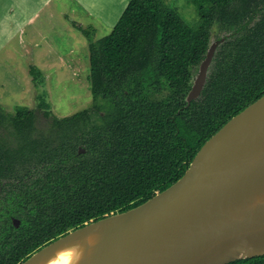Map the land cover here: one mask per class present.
<instances>
[{
	"label": "trees",
	"instance_id": "obj_1",
	"mask_svg": "<svg viewBox=\"0 0 264 264\" xmlns=\"http://www.w3.org/2000/svg\"><path fill=\"white\" fill-rule=\"evenodd\" d=\"M187 23L164 0H129L112 32L88 41L92 106L53 118L35 138V112L0 108L21 139H0V264H23L69 231L131 210L177 182L202 146L264 95V0H189ZM218 25L201 96L187 101ZM35 87L41 72L30 68ZM196 75V76H195ZM40 81V83H39ZM39 108L51 117L45 95ZM230 264H264V256Z\"/></svg>",
	"mask_w": 264,
	"mask_h": 264
},
{
	"label": "water",
	"instance_id": "obj_2",
	"mask_svg": "<svg viewBox=\"0 0 264 264\" xmlns=\"http://www.w3.org/2000/svg\"><path fill=\"white\" fill-rule=\"evenodd\" d=\"M224 40V39H223ZM220 43L211 44L187 97L198 99ZM264 95L200 149L186 173L143 204L69 231L23 264L99 236L89 264H230L264 256ZM252 205L254 207H252ZM242 209L240 217L232 210Z\"/></svg>",
	"mask_w": 264,
	"mask_h": 264
},
{
	"label": "rangeland",
	"instance_id": "obj_3",
	"mask_svg": "<svg viewBox=\"0 0 264 264\" xmlns=\"http://www.w3.org/2000/svg\"><path fill=\"white\" fill-rule=\"evenodd\" d=\"M128 1L117 0L116 9H113L112 6V13L98 20L84 19L81 12L75 11L78 8L72 0L52 1L53 3L51 2L52 4L49 8L65 12L78 25L83 24L84 28L91 27L94 39L99 40L112 32ZM164 1L168 6L177 10L187 23L190 25L197 23L198 15L195 6L190 4L189 0ZM45 13L40 15L33 26L27 28L28 31L25 34L32 31L36 24L39 25L42 22ZM54 19L48 20L49 22L46 26L49 28L48 37L50 35L54 37L59 32L64 33V43H28V41L24 43L27 35L23 37L22 42L16 39L11 43H0V108L8 116L14 115L18 107H26L33 110L35 112L33 135L36 139L41 136L44 138L46 136L49 137L53 118L63 119L72 116L84 109H89L93 102L91 84L89 82L88 41L86 38H81L78 34H82L77 30L76 35L80 37L79 40L76 36L78 42L76 38L69 37L60 25L61 21L65 22V20L61 16L56 18V20ZM224 37L225 34L222 33L221 28L215 25L212 29L211 43H221ZM83 40L86 43H79V41ZM4 45L5 48L3 49ZM52 46H54L53 49H51ZM42 50L49 53V55H43L46 61L41 63L48 68L46 70L47 73L42 72L38 64H34L35 60L40 56L39 53L43 52ZM8 52H13V55ZM56 53L65 56L67 64L51 63L56 60ZM78 61H80V64ZM83 61L84 64L81 65ZM32 67L37 68L41 72L39 80L43 79V83L39 81L40 85L38 87H35L32 80L33 77L29 72ZM40 95H45L46 102L50 105L51 117H46L44 115L45 110L39 108L38 97ZM0 139L6 147L11 149H17L21 145V139L14 134V129L8 120L0 129Z\"/></svg>",
	"mask_w": 264,
	"mask_h": 264
},
{
	"label": "crops",
	"instance_id": "obj_4",
	"mask_svg": "<svg viewBox=\"0 0 264 264\" xmlns=\"http://www.w3.org/2000/svg\"><path fill=\"white\" fill-rule=\"evenodd\" d=\"M55 0H0V43H11L16 39H19V42H22V39L27 35V39L24 40V43H64V33L59 32L58 35L52 36L49 35V28H47L48 20L62 17L65 22L61 21L60 25L65 30L66 34L71 38H85L83 35H76V28L73 26V20L69 15L63 11H56L55 9L51 10L49 6ZM78 9L76 12H81L84 19L89 18L90 20H98L101 17H107L112 13L113 9H116L117 0H72ZM52 2V3H51ZM78 10V11H77ZM46 12V13H45ZM45 13V17L39 25H35L32 31H28L29 26H33L36 20L40 17L41 14ZM65 18V19H64ZM50 24V23H49ZM48 24V25H49ZM78 24V23H77ZM83 24H80L82 26ZM81 33L79 30H77ZM77 36V37H76ZM78 42V39H77ZM79 43H86L85 40L79 41ZM50 47V46H49ZM5 45L3 46V49ZM52 46L51 49H53ZM43 51V50H42ZM10 55H13V52H8ZM72 55L73 52H71ZM68 53V54H71ZM39 58L35 60L34 64H38L42 72L47 73L45 65L41 64L46 61L43 55H49L46 51L39 53ZM56 60L51 63H62L67 64L65 61V56L56 53ZM63 58V59H62ZM89 58V56H88ZM50 62V60H48ZM80 64V61H78ZM84 64V61L81 62V65ZM82 68V66H81ZM30 72V71H29Z\"/></svg>",
	"mask_w": 264,
	"mask_h": 264
},
{
	"label": "bare ground",
	"instance_id": "obj_5",
	"mask_svg": "<svg viewBox=\"0 0 264 264\" xmlns=\"http://www.w3.org/2000/svg\"><path fill=\"white\" fill-rule=\"evenodd\" d=\"M254 202V205L264 203V195L255 197ZM252 207L254 206L252 205ZM242 213L243 210L240 208L231 211L232 216L235 218L240 217ZM98 241L99 236L94 235L79 239L74 243L62 247L40 264H89L92 248L88 250L86 244L89 243L94 247Z\"/></svg>",
	"mask_w": 264,
	"mask_h": 264
}]
</instances>
